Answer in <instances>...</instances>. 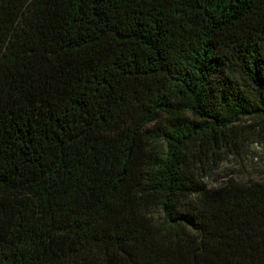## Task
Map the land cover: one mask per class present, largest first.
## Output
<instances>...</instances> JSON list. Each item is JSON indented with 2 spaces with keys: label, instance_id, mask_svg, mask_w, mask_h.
Returning a JSON list of instances; mask_svg holds the SVG:
<instances>
[{
  "label": "trees",
  "instance_id": "obj_1",
  "mask_svg": "<svg viewBox=\"0 0 264 264\" xmlns=\"http://www.w3.org/2000/svg\"><path fill=\"white\" fill-rule=\"evenodd\" d=\"M264 0H0V264H264Z\"/></svg>",
  "mask_w": 264,
  "mask_h": 264
},
{
  "label": "rangeland",
  "instance_id": "obj_2",
  "mask_svg": "<svg viewBox=\"0 0 264 264\" xmlns=\"http://www.w3.org/2000/svg\"><path fill=\"white\" fill-rule=\"evenodd\" d=\"M237 148L225 153L216 164L205 168L201 176L208 186H216L228 179L241 183L264 182V139L255 133L254 120L242 117L236 123Z\"/></svg>",
  "mask_w": 264,
  "mask_h": 264
}]
</instances>
